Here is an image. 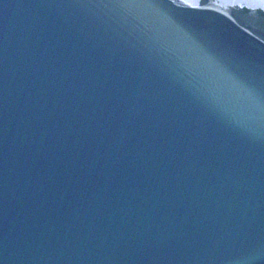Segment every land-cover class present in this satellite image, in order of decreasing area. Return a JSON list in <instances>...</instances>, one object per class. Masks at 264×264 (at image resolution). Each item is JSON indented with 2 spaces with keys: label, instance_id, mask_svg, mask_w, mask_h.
<instances>
[{
  "label": "water",
  "instance_id": "95a60500",
  "mask_svg": "<svg viewBox=\"0 0 264 264\" xmlns=\"http://www.w3.org/2000/svg\"><path fill=\"white\" fill-rule=\"evenodd\" d=\"M0 264H264V0H0Z\"/></svg>",
  "mask_w": 264,
  "mask_h": 264
}]
</instances>
